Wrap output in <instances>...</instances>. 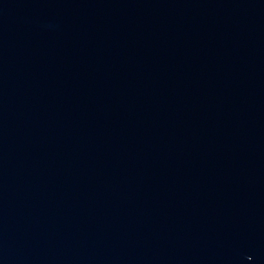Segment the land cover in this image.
Wrapping results in <instances>:
<instances>
[{"label": "water", "instance_id": "water-1", "mask_svg": "<svg viewBox=\"0 0 264 264\" xmlns=\"http://www.w3.org/2000/svg\"><path fill=\"white\" fill-rule=\"evenodd\" d=\"M0 264H264V0H0Z\"/></svg>", "mask_w": 264, "mask_h": 264}]
</instances>
